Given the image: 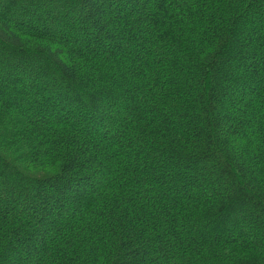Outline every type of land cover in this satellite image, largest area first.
<instances>
[{
    "label": "trees",
    "instance_id": "trees-1",
    "mask_svg": "<svg viewBox=\"0 0 264 264\" xmlns=\"http://www.w3.org/2000/svg\"><path fill=\"white\" fill-rule=\"evenodd\" d=\"M0 264H264V0H0Z\"/></svg>",
    "mask_w": 264,
    "mask_h": 264
}]
</instances>
